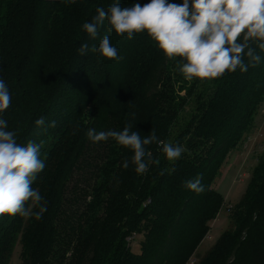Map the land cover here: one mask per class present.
<instances>
[{
	"label": "trees",
	"instance_id": "1",
	"mask_svg": "<svg viewBox=\"0 0 264 264\" xmlns=\"http://www.w3.org/2000/svg\"><path fill=\"white\" fill-rule=\"evenodd\" d=\"M114 2L0 0V79L12 97L0 118L21 145L45 131L52 135L32 185L47 211L39 220L0 216V264H12L19 243L20 264H264V150L239 203L226 202L214 187L263 110L264 51L251 45L261 61L246 72L187 81L180 58L167 59L146 32L128 39L108 32L105 21L95 39L88 36L83 23ZM118 3L130 8L150 0ZM104 35L122 59L78 53L83 43L98 47ZM41 117L45 124L38 127ZM128 123L142 139L154 130L160 141L183 147L182 155L169 161L160 145H147L159 164L138 174L130 148L86 135L90 128L122 131ZM197 177L203 192L184 187ZM223 209L229 231L196 258ZM132 236L143 238L140 253L127 241Z\"/></svg>",
	"mask_w": 264,
	"mask_h": 264
},
{
	"label": "clouds",
	"instance_id": "2",
	"mask_svg": "<svg viewBox=\"0 0 264 264\" xmlns=\"http://www.w3.org/2000/svg\"><path fill=\"white\" fill-rule=\"evenodd\" d=\"M95 11L91 22L82 25L90 38L97 37L105 21L108 32L114 30L118 36L126 34L128 39L146 32L167 59L180 58L178 71L187 81L214 80L237 69L246 72L249 65L255 67L261 61L251 45L256 44L264 51V0H183L179 5L167 0H150L148 4L136 3L130 8H122L116 0L107 11L100 7ZM88 51L96 53L98 58L122 59L108 35L103 36L98 47L89 48L88 43H83L78 49L81 56ZM11 101L9 89L0 79V114L9 108ZM35 124L43 126L45 118L37 119ZM55 126L56 121L49 124V127ZM132 127L128 123L122 131L106 132L90 128L86 135L93 143L112 138L117 144L130 148L134 152L131 163L138 174L146 173L151 163L159 164V160H154L151 152L146 151L147 145H160L169 161L174 162L182 155L183 147L160 141L154 130L142 139ZM7 128V120L0 118V216H34L39 220L47 211V202L32 185L45 168L39 156L41 146L32 141L26 146L18 144L16 132L6 131ZM128 166L125 161L123 167ZM164 171L171 174L175 169ZM184 187L197 193L204 191L199 177L185 181ZM29 201L31 205L26 207ZM36 207L39 210L33 212Z\"/></svg>",
	"mask_w": 264,
	"mask_h": 264
},
{
	"label": "rangeland",
	"instance_id": "3",
	"mask_svg": "<svg viewBox=\"0 0 264 264\" xmlns=\"http://www.w3.org/2000/svg\"><path fill=\"white\" fill-rule=\"evenodd\" d=\"M37 73L36 82H40L43 73ZM262 108L264 110V104ZM263 110L255 118V126L246 140L230 152L222 172L214 185L215 189L221 193L226 202H230L233 205L239 203L247 192L253 173L259 164V157L264 150ZM51 136L49 131H45L41 135H33L29 141L39 144L41 151L43 145L50 141ZM210 226L211 231L199 246L196 258L204 256L219 241L222 235L229 231L231 225L227 210L223 209L216 219L211 222ZM142 239V236H139L132 243L134 253H140ZM20 252L21 245L19 243L13 253L12 264H20Z\"/></svg>",
	"mask_w": 264,
	"mask_h": 264
},
{
	"label": "built area",
	"instance_id": "4",
	"mask_svg": "<svg viewBox=\"0 0 264 264\" xmlns=\"http://www.w3.org/2000/svg\"><path fill=\"white\" fill-rule=\"evenodd\" d=\"M135 240H136V239H135V236L129 237V238L127 239V241H128L130 244L134 243ZM192 264H195V262H193Z\"/></svg>",
	"mask_w": 264,
	"mask_h": 264
}]
</instances>
